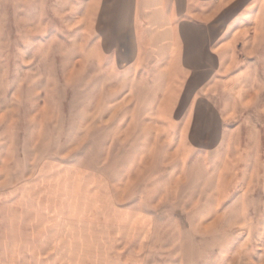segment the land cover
Here are the masks:
<instances>
[{
  "label": "rangeland",
  "instance_id": "374dc122",
  "mask_svg": "<svg viewBox=\"0 0 264 264\" xmlns=\"http://www.w3.org/2000/svg\"><path fill=\"white\" fill-rule=\"evenodd\" d=\"M85 10L0 0V264H264V51L238 52L243 82L241 66L214 78L204 52L124 51ZM243 117L263 142H232ZM44 170L85 175L147 232L104 235L107 259L82 260L15 202L43 199Z\"/></svg>",
  "mask_w": 264,
  "mask_h": 264
},
{
  "label": "crops",
  "instance_id": "0c3cea01",
  "mask_svg": "<svg viewBox=\"0 0 264 264\" xmlns=\"http://www.w3.org/2000/svg\"><path fill=\"white\" fill-rule=\"evenodd\" d=\"M83 1L87 10L84 16L91 14L98 27L104 25L108 33L116 35L122 50L143 48L186 61L204 52L214 78L223 76L221 74L228 77L226 73L232 66H241L245 67V73H239L233 79L243 82L254 74V70L238 52H243L247 58L258 59V52L264 51V0ZM226 114L221 112L224 119ZM241 120L236 132L230 134L232 142H246L248 131H253L254 142H263L260 129L251 117ZM224 141H229L227 135ZM40 181L39 190L44 193L42 200L37 192L36 197L22 192L15 202L36 209L38 231L47 233L43 230L51 227L48 222L60 226L55 229L56 233L61 232L65 239L69 237L68 250L76 251L82 260L107 259L100 251L106 245L101 243L104 235L107 237L110 233L113 238L121 232L132 235L138 228L147 232L148 218L118 207L100 186H90L91 180L85 175L44 170ZM9 203L4 202L2 206L7 213L11 212ZM100 218L104 225L98 230ZM9 223L11 225L12 220ZM73 226L78 227L74 229ZM7 233L4 231V235ZM37 236L35 238L41 240L39 232Z\"/></svg>",
  "mask_w": 264,
  "mask_h": 264
}]
</instances>
